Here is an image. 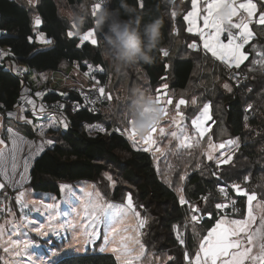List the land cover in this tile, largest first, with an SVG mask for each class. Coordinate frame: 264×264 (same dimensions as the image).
<instances>
[{
	"label": "rangeland",
	"instance_id": "rangeland-1",
	"mask_svg": "<svg viewBox=\"0 0 264 264\" xmlns=\"http://www.w3.org/2000/svg\"><path fill=\"white\" fill-rule=\"evenodd\" d=\"M55 1L60 15L71 23L69 35L81 34L93 44L100 41L109 76L105 84L91 82L77 66L62 64L54 77L47 78L49 82L45 77H38L35 86L55 88L63 98L69 92L80 91L99 98V113L104 119L134 146L151 154L160 179L175 191L179 203L186 209L183 221L172 227L173 238L179 251L183 252V264H188L189 260L193 264H211L201 250L214 239L227 237L229 231L232 233L230 241L241 247L247 244L252 250L255 259L248 264H262L263 137L256 148L261 156L242 175L243 181L229 180L225 176L226 168L229 169L235 157L241 154V142L231 135L220 105L215 106L218 113L211 114L206 99L207 82L200 78L202 72L196 68L189 85L182 90L170 88L169 82L172 60L193 57L199 47L211 59L225 62L234 69L240 67L248 53L243 45H237L232 39L223 41L220 29L227 23L239 29V34L248 36L252 23L264 22V0H261L263 9L259 14L258 10L255 12L252 0H190L188 11L184 2L175 4L167 17L170 21L183 18L186 31L194 33L196 39H191L188 48L191 50L190 45L195 42L197 49L189 51L186 43L182 47V29L173 33L172 40L162 51L166 74L156 85L149 84L136 64L133 29L110 13L98 10L92 16L95 19L92 27L83 30L79 21L85 16V6H69L63 0ZM34 15L32 13V17ZM213 34H219L216 43ZM214 80L211 76L210 82ZM231 84L220 80L219 87L230 91ZM0 116V193L6 194L7 203L0 215L1 264H53L86 251L111 254L117 264H168L172 259L171 251L178 249L157 248L146 243L148 219L145 212L138 209L131 192L124 190L123 197L117 201L110 198L117 185L116 170L108 169L94 182H61L57 194L35 192L29 186L30 167L34 158L54 143L47 121L50 126L58 128L60 124L50 117L31 118L29 113L17 111ZM245 127H249L247 122ZM3 131H6L9 142L2 139ZM258 133L255 130L252 136H258ZM191 173L215 178L219 182L218 190L227 191L226 197L220 193L216 208L233 199L229 188L236 195H245L244 215L240 218L220 216L202 236L200 222L209 215L203 212L206 198L197 203L185 196L187 177ZM191 236L194 242L189 250L187 241ZM237 262L232 255L224 263ZM224 263L218 261L216 264Z\"/></svg>",
	"mask_w": 264,
	"mask_h": 264
},
{
	"label": "trees",
	"instance_id": "trees-1",
	"mask_svg": "<svg viewBox=\"0 0 264 264\" xmlns=\"http://www.w3.org/2000/svg\"><path fill=\"white\" fill-rule=\"evenodd\" d=\"M63 1L69 6L84 5L85 16L79 22L83 30L92 27L95 19L89 10V0ZM182 1L188 11L190 1ZM252 1L257 5V13H261L263 2ZM174 6L167 0H110L103 9L133 29L135 61L150 85L158 84L166 74V61L162 58V51L172 40L173 33H177L173 31L174 27H177V31L182 29V47L186 43L188 48L191 39L196 41L195 35L186 31L182 17L171 21L167 17ZM32 13L35 17H32ZM70 25L71 23L60 15L55 0H38L34 7L18 0H0V27L6 31V36H3L0 42L20 63L25 64L30 72H54L65 62L69 65L75 62L80 72H90L91 82L105 84L109 69L101 51L100 41L93 44L82 38L81 34L69 35ZM40 38L49 42L43 43L39 41ZM243 47L248 56L241 66L235 69L229 65L225 69V62L211 59L203 50L200 51V47L193 57H176L171 62L169 82L170 88L182 90L189 85L196 68L202 72L200 78L207 82L206 99L210 103L211 114L216 115L218 111L215 106L220 105L231 135L238 137L241 142V154L235 157L225 173L229 180L236 178L237 182L243 181L242 175L261 156L256 148L260 138L264 139V22L251 25L248 42ZM188 50L191 51L189 48ZM231 71L245 74V80L235 84L229 79ZM211 76L215 79L213 82H210ZM220 80L231 82V90L221 89ZM19 87V79L0 67L2 115L13 110ZM58 98L63 99L65 103L66 120L63 124L58 122L60 128L49 126L48 132L54 135V143L34 158L29 170L30 188L35 192L57 194L61 182H94L103 172L114 169L118 178L110 198L120 200L124 190L130 191L135 204L139 206L138 209L145 212L148 219L145 227L146 243H152L157 248L175 247L178 250L171 251L172 259L168 264H183V252L179 251L177 241L173 238L172 227L183 221L186 209L179 203L175 191L160 179L151 154L134 146L122 132L114 129L101 113H94L84 107L74 108L72 104L78 99L76 93L69 92L64 98L59 93L46 96V99ZM246 122L249 124L248 128L245 127ZM255 130L259 131L258 136H252ZM27 134L30 135L31 132ZM1 137L9 142L6 131L2 132ZM255 167L259 168L258 164ZM218 185L219 182L215 178L204 177L198 173H191L187 177L184 189L186 198L199 203L206 196L203 212L209 217H204L200 222L202 236L220 217L215 207L219 203ZM229 195L240 206L239 213L233 217H242L245 213V195H236L231 188ZM193 242L194 238L189 237V250L192 249ZM53 264L117 262L111 254L86 251L64 257Z\"/></svg>",
	"mask_w": 264,
	"mask_h": 264
},
{
	"label": "built area",
	"instance_id": "built-area-1",
	"mask_svg": "<svg viewBox=\"0 0 264 264\" xmlns=\"http://www.w3.org/2000/svg\"><path fill=\"white\" fill-rule=\"evenodd\" d=\"M171 5H175L179 1L182 0H167ZM89 10L94 15L98 10H103L107 7L110 0H89ZM174 32H177V27L173 28ZM222 35L226 33L227 41L232 39L234 43L237 45H244L248 41V36L243 34H239V29L236 27L224 23L221 27ZM6 36V31L0 27V39ZM43 43H48L49 41H41ZM191 50H196L197 45L192 43L190 45ZM76 65L75 62L72 63ZM227 65L224 66L227 69ZM0 67L7 70L11 75L17 77L20 82L19 92L15 104L13 106V110L21 113H27V111H31L32 107L29 103V99L33 96L38 97V103L40 106L39 109L43 117H50L54 119L56 122H65L66 118V107L63 99H46V96H52L58 93L55 88L48 86H35L33 83V72H30L29 68L20 63L17 58L11 53V51L4 47L0 42ZM84 74L89 78L90 72H84ZM246 75L243 73H239L237 71H231L229 75V79L234 81L235 84L244 81ZM97 82V81H96ZM78 99L73 103L74 108L84 107L89 111L94 113H99L100 108V99H95L90 94L78 92L76 93ZM64 119V121H62ZM219 191V190H218ZM223 195L226 197L228 194L225 189H221L219 191V195ZM229 196V195H228ZM206 198L203 197L201 200L203 201ZM6 197L5 194L0 193V215L4 213L6 207ZM240 211V206L238 202L233 198L230 203L224 205L223 207L217 208V215L219 216H233L238 214ZM188 264H193L192 260H189Z\"/></svg>",
	"mask_w": 264,
	"mask_h": 264
},
{
	"label": "crops",
	"instance_id": "crops-1",
	"mask_svg": "<svg viewBox=\"0 0 264 264\" xmlns=\"http://www.w3.org/2000/svg\"><path fill=\"white\" fill-rule=\"evenodd\" d=\"M18 1H20L21 3H23L25 5H31L33 7L38 2V0H18ZM180 2H183V1H180ZM255 12H256V4H255ZM184 15H183V17H184ZM255 16H257L256 13H255ZM254 23L255 24H258L257 22H254ZM254 23H252V24H254ZM184 24H185V22H184ZM251 25H250V27H251ZM185 28H186V25H185ZM188 33H190V32H188ZM220 33H221V29H220ZM191 34H194V33H191ZM197 35L200 37L199 34H197ZM218 35L219 34H213L212 35V37L215 40L214 41L215 43H216V37L218 38ZM249 35H250V33H249ZM39 41H48V40H45L44 38H40ZM63 64H67L68 65L69 63L65 62ZM72 66H76V65H73L72 64ZM58 71H54V72L53 71H47V72H41V73H33V75H34L33 83L35 84V80L38 77H45V79L47 80L46 82H49L47 78H49V80H50L51 77H54L55 76V72H58ZM64 74H67V72H65ZM58 93L61 94L60 92H58ZM28 101L31 104L32 109H31V111H27V113H29V115L31 116V118H33V117L42 118L43 115L41 114V111L39 109L40 106H38L39 105V103H38V97L37 96H33ZM13 111L14 110L9 111V112H13ZM14 112H16V111H14ZM0 115H2V114L0 113ZM0 118H1V116H0ZM50 120L52 122V119H50ZM47 124H49L48 126L51 125V123H49L48 121H47ZM231 235H232V233L229 231L227 237H223V238H221L219 240L214 239V241L212 243H210V245H206L204 247V249L201 250V253L203 254L205 260L208 261L211 264H216L218 261H222L224 263L228 259H230L232 255H234V257L238 261L237 262L238 264H248L251 259H255V258H252V250H249L247 248V244L244 247H241L238 244H236L233 240L230 241L231 240V237H230ZM232 242H234V244ZM222 256H224V257H222Z\"/></svg>",
	"mask_w": 264,
	"mask_h": 264
},
{
	"label": "water",
	"instance_id": "water-1",
	"mask_svg": "<svg viewBox=\"0 0 264 264\" xmlns=\"http://www.w3.org/2000/svg\"><path fill=\"white\" fill-rule=\"evenodd\" d=\"M222 40H223V41H226V40H227V35H226V33H223V35H222Z\"/></svg>",
	"mask_w": 264,
	"mask_h": 264
}]
</instances>
